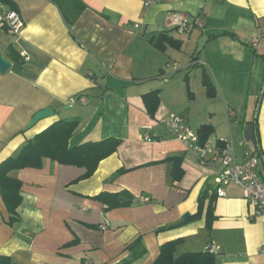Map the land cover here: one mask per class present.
Segmentation results:
<instances>
[{
    "label": "crops",
    "instance_id": "1",
    "mask_svg": "<svg viewBox=\"0 0 264 264\" xmlns=\"http://www.w3.org/2000/svg\"><path fill=\"white\" fill-rule=\"evenodd\" d=\"M83 1L71 27L52 0H15L23 20L17 34L3 28L0 13V52L11 63L0 72V162L59 119L80 121L71 146L121 142L89 178L80 179L84 167L48 158L41 168L12 172L23 200L20 220L9 224L0 193V264H119L139 236L147 252L133 264H156L161 246L178 238L176 255L209 250L216 264H264V223L254 204L239 185L215 181L219 157L200 162L161 123L176 113L197 131L209 125L213 138L232 140L241 161L244 124L257 119L264 180V0ZM174 13L195 25L179 33ZM162 32L181 46L156 47ZM153 90L160 100L151 115L143 100ZM46 107L53 115L26 129ZM172 156L182 158L179 179L166 160ZM206 187L216 195L210 230L208 198L201 217L189 220ZM123 190L136 197L126 206L107 208L112 199L99 196Z\"/></svg>",
    "mask_w": 264,
    "mask_h": 264
},
{
    "label": "trees",
    "instance_id": "2",
    "mask_svg": "<svg viewBox=\"0 0 264 264\" xmlns=\"http://www.w3.org/2000/svg\"><path fill=\"white\" fill-rule=\"evenodd\" d=\"M60 9L63 14V18L66 24L71 27L78 17L86 10L87 5L83 0H52ZM10 11H16L19 13V6L15 0H0V13L2 14V25L6 30L9 29L7 24L6 14ZM179 40H175L170 37L166 32H162L158 38L154 41L156 47L161 50L165 49V46L170 45L175 48L181 46ZM204 85L207 90L208 96L215 95V88L213 84L205 77ZM81 97V95H80ZM159 91L153 90L144 94V100L146 107L151 115H154L159 104ZM257 119L246 121L244 124V138L247 140H254L259 150V154H262L259 145V129ZM80 121L77 118L74 119H59L48 126L43 131L37 133L32 138L28 139L23 145L21 150L13 156H9L0 162V193L6 203V207L9 213L7 222L13 224L20 220V214L18 211L19 206L22 203V181L13 176L12 172L23 168H41L44 163V159L48 158L52 162L65 165H75L78 167H84L86 172L80 177V179L89 178L96 171L99 163L105 157H108L114 153L120 144L121 140L116 137H108L99 141H87L79 145L71 146L70 139L78 130ZM201 143L206 142L208 138L212 136V128L209 125H203L198 130ZM167 161H173L172 175L174 179H179L183 175L181 168L182 158L179 156H172L166 159ZM209 187H206L200 194L198 199V210L191 216L190 219L200 218L204 211L205 201L208 198V206L206 218V228L210 230L212 228V222L216 218L214 214V199L216 197L215 192L209 195ZM101 196L104 200L111 198L112 201H108L109 207L114 206H126L136 199L130 192L123 190L118 193H102ZM144 198V197H143ZM147 198V197H146ZM150 200V198H147ZM187 220V221H189ZM186 222V221H185ZM184 223V222H182ZM177 223L160 228V230L172 228L181 225ZM183 242L182 238L173 239L164 243L161 246L160 253L156 258V264H216V256L209 250L201 251H187L180 255H176V249L179 244ZM125 251H128V255L125 256L119 264H133L136 260L141 259L147 252V248L143 242L141 236L134 239L132 242L126 245Z\"/></svg>",
    "mask_w": 264,
    "mask_h": 264
},
{
    "label": "built area",
    "instance_id": "3",
    "mask_svg": "<svg viewBox=\"0 0 264 264\" xmlns=\"http://www.w3.org/2000/svg\"><path fill=\"white\" fill-rule=\"evenodd\" d=\"M160 0H144L145 5L149 6ZM172 23L179 33L188 32L195 25L182 13H174ZM9 31L13 34L19 33L23 27V20L16 11L6 14ZM138 26V25H137ZM254 45L257 41L253 42ZM161 123L169 130L172 136L180 140L187 149L192 150L198 155L200 162L207 163L212 158L221 159V167L217 171L216 180L221 186L234 183L243 189L245 198L252 202L255 207V217L264 223V180L259 171V150L254 140L244 139V158L241 161L235 159L233 153V142L228 137L213 138L212 136L201 143L197 129L190 127L185 119L176 113L164 118ZM144 138L152 140L150 132H145ZM226 192L221 187L218 195L224 196ZM147 200L146 197L143 198ZM214 247L212 251H214ZM264 249V246H263Z\"/></svg>",
    "mask_w": 264,
    "mask_h": 264
},
{
    "label": "water",
    "instance_id": "4",
    "mask_svg": "<svg viewBox=\"0 0 264 264\" xmlns=\"http://www.w3.org/2000/svg\"><path fill=\"white\" fill-rule=\"evenodd\" d=\"M10 65L11 63L0 52V72H6L8 68L10 67ZM51 115H53V110L50 107H46V108H43L42 110H39L38 112L34 114L33 118L31 119L26 129H30L41 119H44Z\"/></svg>",
    "mask_w": 264,
    "mask_h": 264
}]
</instances>
